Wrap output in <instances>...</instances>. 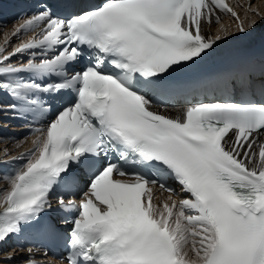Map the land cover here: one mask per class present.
Listing matches in <instances>:
<instances>
[{
	"label": "snow or ice",
	"instance_id": "6c2138e0",
	"mask_svg": "<svg viewBox=\"0 0 264 264\" xmlns=\"http://www.w3.org/2000/svg\"><path fill=\"white\" fill-rule=\"evenodd\" d=\"M235 7L35 0L17 17L0 42V118L32 139L2 150L23 163L0 188V246L30 228L63 238L61 264H264V73L241 100L199 98L235 90L224 77L174 76L230 34L220 14L239 34L264 19L251 0Z\"/></svg>",
	"mask_w": 264,
	"mask_h": 264
},
{
	"label": "bare ground",
	"instance_id": "6f19581e",
	"mask_svg": "<svg viewBox=\"0 0 264 264\" xmlns=\"http://www.w3.org/2000/svg\"><path fill=\"white\" fill-rule=\"evenodd\" d=\"M246 0H240V1H237L236 4L240 3H245ZM251 3H252V7L253 8H258L261 15H264V0H251ZM239 8V7H238ZM239 13H241V16L242 19H244V15H243V11L241 8H239ZM250 19H253L256 21V23L258 22H261V19L259 17H250ZM220 20L221 22L226 26V27H230V34L232 33H235V25L233 24V22L228 18V16L226 15H223V14H220ZM255 23V24H256ZM4 30L2 33H0V42L3 41V34L5 32H11L12 29H13V25L11 26H6V27H3ZM219 28V25L216 24V23H213L211 27H208V26H205V34L206 35H211V36H215L216 33H217V29ZM15 39V38H14ZM16 40V39H15ZM1 144V143H0ZM6 181V180H5ZM6 183V182H5ZM4 184V183H3ZM167 196V195H165Z\"/></svg>",
	"mask_w": 264,
	"mask_h": 264
}]
</instances>
